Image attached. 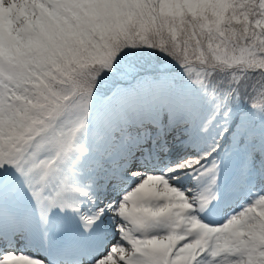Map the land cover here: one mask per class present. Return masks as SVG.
<instances>
[{"label": "snow or ice", "instance_id": "1", "mask_svg": "<svg viewBox=\"0 0 264 264\" xmlns=\"http://www.w3.org/2000/svg\"><path fill=\"white\" fill-rule=\"evenodd\" d=\"M0 264H264V0H0Z\"/></svg>", "mask_w": 264, "mask_h": 264}]
</instances>
